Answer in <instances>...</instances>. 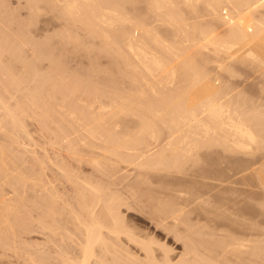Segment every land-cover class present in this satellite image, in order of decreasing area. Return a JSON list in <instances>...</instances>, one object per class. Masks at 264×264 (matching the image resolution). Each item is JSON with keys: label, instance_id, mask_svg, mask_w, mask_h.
Listing matches in <instances>:
<instances>
[{"label": "bare ground", "instance_id": "bare-ground-1", "mask_svg": "<svg viewBox=\"0 0 264 264\" xmlns=\"http://www.w3.org/2000/svg\"><path fill=\"white\" fill-rule=\"evenodd\" d=\"M43 1L45 2L44 3L45 5L49 6L48 8L50 9V11H53V12L58 11V14L60 15L61 19L62 18L64 19L62 21L68 22L69 25L72 24L73 28L74 27L76 28L77 26H79V27L81 26L80 28L85 29V31H83V32H86L85 35H87V34L91 35V36H88V38L89 37L91 38L94 36V37H98L99 39H101L103 41V43H101V44H103V47L108 46L107 48L110 49L109 45H111L112 43H118V42L120 43V45L122 44V46H124L122 43V42H124L125 46H126V52L123 49L122 50L124 52L121 50V48H122L121 46H119V45L117 46L116 44H114L115 47L117 46L118 48L119 47H121V48H119L120 50L117 49L118 51L112 52L111 57L112 56L114 57L115 63L116 62L123 63L122 64L123 67H125V68L127 67L126 68L127 70L123 69V71L122 70L121 71L124 72L126 70V72H124L125 74H123V75L126 76L127 79L131 82L126 81L125 77L122 75L121 76L124 79H122L123 81H121V82L124 83V86H127L128 84H129L128 85L129 87L132 86L130 91H128L129 89H127V87L125 89V87L122 86L123 87L122 89L125 91H123L122 89L117 90V88H114V89H116L114 91V89L111 88L108 90H110V91L113 90L114 92L108 91L109 93L105 92V91H101V90L99 91L98 88L95 89L96 87L93 90L92 87L94 86V84L93 85L91 84V86H92V87L90 86L91 89L85 88L83 91L78 90L79 85L74 90H72L73 86H71L72 88H69L66 85L69 89H71L70 93H69V89H67L68 90L67 91L65 87H63V88L59 87L60 89L62 88V90L65 88L64 90H66L69 93L67 96L64 95V93H62L64 96L61 94L62 90L60 91V94H59L58 91L60 89L55 87V90H54L53 89L54 86H53V88L51 89L53 91H50L48 93V95L50 97L51 96H52V98L54 97L53 100H51L52 98L51 99H50V97L47 98L46 95H45L46 99L41 97L43 95V90H44L43 86L44 85L41 86V84H39L38 89L33 90L34 92L29 95L30 98H29V101L27 100V102L29 103L30 106H33L34 108H36V106L40 105L39 103L41 102V105L38 106L39 107L38 109L41 108V111L39 110V115H36L37 117L33 116L32 113H34V111L31 112L32 111L31 110L30 112L32 115L28 111L30 117L31 118H32V116H33V118L36 117L35 119H37L39 117V119L44 124L46 123V125L48 124V125L53 126V130L50 129V131L52 132V137H53V138L52 137L50 138V140H51L50 144L54 149L57 150L56 159L55 160L52 159L49 156L48 151L46 149H43L42 153H41L42 155H39V156L37 155V158L40 157L37 159L38 160L37 161L36 156L34 154L35 152H34L33 156H35V160L39 163V164H37V162H36L34 164L40 166V171H39V169L37 171L40 173H39V175H38V173L36 174L38 176V178H36V175L34 173L33 174L35 177H31L32 176V175L30 176L31 173L29 174V176L25 174L24 176H26V177L21 176L22 173L20 172V170L22 168H19V167H17V168H19L18 170H19L20 175H17L18 170L17 171L14 170L16 172L17 176H15V178H11L12 176L8 175V174H10L9 173L10 171L5 170V169H7L6 167H5V169H2L3 165L5 166V162H8L9 159H6L7 158L6 155H4L2 157L0 154V156L2 157V159L0 160L2 163V166L0 165L1 166L0 168L2 169L1 173H3L5 176L3 174H1V175H2V177H5V178L10 177L9 181L5 178L4 179H2L1 177L0 178L2 180H4V182L7 181L8 182V183L6 182L7 184L12 182L10 179H14V183H15V180H17V184H16L17 188L14 185V183L12 182V184L15 186V188L17 190H18L19 185L21 184L18 182L19 178H17V177H19V176L22 177L23 179L25 178V180H23V182L26 184V186L30 182H31V184H33L32 186H34L37 183L34 186V188L35 187L37 188V186H38L39 190L35 191L36 188L35 189L32 188V189L35 192L39 193V194H37V196H39L38 198H39V204H40L39 206H40L41 213H40V218L38 219L37 223H38L41 235L43 237H45V241H44L45 243H42V244L43 245L46 244V245H44V247L42 246L43 250H45L46 248H49L46 246L48 245V242L50 240L53 242L52 247H55V248H59V244H62V243L64 244V243H66L65 241L69 240L72 243V245H71V243H69L71 245L70 247H66V244H65L64 249H63V247L61 250L58 249V250H60V252L58 251V253H60L59 254L60 259H58V260H61V262L63 264H243V262L245 260L246 253L251 254L248 251H249V249L250 250L253 249L250 252H252V253L254 252L253 254L256 253L258 260H260L259 262L264 263V261H263L264 259L262 260V254L264 253L263 252L264 251V247H263V240L264 239L262 237V235L264 234V228L262 226L263 222H261V220L264 218V215L261 214L263 217L260 216V211H261V213L264 212L263 211V209H264V205H263L264 204V169H262L264 167V164H262L263 167L260 165L261 168L257 164L259 169H257L258 168L257 166H255V167H257L256 169H253V167H254V165H253L254 157H253V158H251L252 164L250 162H248L251 160H246V162L248 164L253 165V167L251 166L252 170L249 168L250 166L248 167L247 165H244V167L246 166L248 168H246V167L241 168V166L245 163L244 162L245 160L243 159L244 161H242V159H241L242 156L237 155V154H241V155H243V157L245 155L244 158H246V156H248V155L252 156L253 154L258 153L259 151H261V152L263 151L262 153H264V106H263L264 105L263 104L264 103V101H263L264 96H263V100L261 99V101L263 102V103L261 102V104H260V101L257 102L255 99L252 98L255 102L259 103V105H260V107H259V105L257 103L256 104L258 106L254 104L253 100L251 101L250 96H248L250 101H251V103H249L250 101H249V99H247L248 98L247 95H249L251 93L246 94L247 91L244 92L245 94L243 95L244 97L242 98V97H240L242 95H239L242 92L241 91L238 92V90H240V89H238V90L235 89V88H237V87H235L236 85L234 86L235 88H232V86L230 87L228 83H226L224 85V83H223L224 79L222 80L223 82L221 81V83L223 84L222 85V84H220V80L218 82V80H216L215 77L214 78L211 77V76H216V75L218 76L219 73H220V75H222L223 73L224 74L227 73V74H229L230 77L231 76L236 77L235 79H237V74H235L237 71L235 68L239 67L240 64L241 65L242 64H245V65L248 64L249 68H246V69H250V70L247 71L248 74H246V75L247 76L251 75L252 78L250 79V77H246V79H248V81H249V79H250V81L253 80V76H254L253 74H255V76H256V73H257V76L263 77L262 79L264 80V0H143L144 3L146 4V7H147V8H145V9H147V13H142V14L143 15L148 14V15H146V17L144 16V21L146 20V18H148V16L150 18V15H152V14L156 15L157 16L156 18L158 19L156 21L157 24L159 22L161 27L165 26L164 28L167 27L169 30L171 29L172 31L170 30V32H172L173 35L176 36L175 39L180 38L176 41H174V39H173V41H174L173 42L172 38L174 36H172L170 41H172L173 44L170 43V41H169L170 37H168V39H167L166 38L167 36L165 37V35L160 34L157 31V29L160 27H157L159 24L156 25V27H155V25H153L155 21L151 24L154 26V28H152L151 25L146 24V23H150L149 21L146 23L143 21V19H142L143 15L142 14H140L141 18L139 19V20L142 19L141 21H139V20H137V21L132 20L131 21V20H129V18L131 16H128L129 18L128 17L126 18L128 13H129V15L132 13L130 10H132L133 7H129L128 10H124V12L130 11L128 13L125 12L127 14L124 13L126 16L123 14V11L121 13V10H122L121 8H120L121 10H119V11L117 10V7L120 5L121 2L124 3V1H125L127 3L128 0H117L116 4H115V1H116L115 0L113 6H110L108 4L109 2L112 3L113 0L109 1V2H108V0L107 1H104V0H30L29 3H28V0H26L25 4L26 5L28 4V5L27 6L25 5V6L29 10L31 8V10H33V13H36V14H33L31 10H30V13H32L33 16L36 15V17H37L38 14L40 15V10L42 11V7H41V9H39L40 7H38V6ZM139 1H142V0H137V1L134 0V3L135 2L138 3ZM37 2H39V3L37 4ZM128 3H131V5H132L131 0ZM44 4H42L41 6L44 7ZM123 5L126 6L125 3ZM138 5L141 6V4H138ZM28 6H29V8H28ZM122 6H119V7H122ZM129 6H130V4H129ZM200 6L204 7L203 12L206 14V16L210 15V17H208V18H210L209 19L210 21H212V19H214V21H212V23H213L212 25L209 24V23H211L209 21H207V24L205 23V25H207L208 27L204 26V24H203L204 22L203 23L201 22L202 20L199 22V23H202V25H200L199 23H195V24L192 23V22H194L192 19H190V20H192V22L187 21L189 18L188 19H186V18H187V15L189 13H191L190 15L194 14L195 17H197V18L201 17V13H200L201 11L200 12L198 11V10H200L199 9ZM135 7H136V5H135ZM203 7H201V8H203ZM44 8H43V12H44ZM46 9H47V7H46ZM138 9H136V10H138ZM139 11L140 10H138V12ZM45 12H46V10H45ZM141 12H145V10H143ZM186 12H187V14H186ZM41 14H43V13H41ZM46 14H47V12H46ZM205 14H204V17H205ZM50 15H51V13H50ZM54 15H56V14H54ZM123 15L125 17H123ZM135 16H136V14H135ZM3 17H4V15H3ZM57 17H55V18H57ZM138 17H137V19H138ZM195 17L193 19H195ZM202 17H203V15H202ZM5 18H7V17H5ZM29 18L33 19L34 17L30 16ZM197 18L195 19V20H197L196 22H198L200 19V18L199 19H197ZM215 18H218V19H215ZM150 19L149 20L152 21V16ZM219 19L222 21L223 24H225L224 28L227 27L226 31L228 34L224 32L225 29H224V31L223 30L220 31L221 33L218 32L219 31L218 28L221 29V27H222V25H220V24H219V26H221V27L217 26L218 27L217 29H216V26L213 29L209 28V27H214L213 26L214 24H216L217 22H220V21H218ZM1 20H5V19H1ZM6 20H5V23L8 22ZM36 20H37V18H36ZM154 20H155V18H154ZM133 21H136V22H133ZM205 21H206V19H205ZM215 21H216V23H214ZM31 22H34V21H31ZM140 22L141 23L143 22L146 28H144L143 23L141 26ZM156 22H155V24H156ZM5 23H3V24L5 25ZM28 23L29 22H27V24ZM136 24H140V25L138 26ZM0 25H1V23H0ZM9 25H10V23H9ZM122 25H126V27H127V25H129L130 26V32L123 35L126 28H125V26H123L125 29L122 28ZM65 26L66 25H64L63 27L65 28ZM150 26L152 29H155V28H157V29L154 31L151 28H149V29H151V30H149L148 27H150ZM118 27H120L123 30L117 32ZM67 28H66V30L70 29L69 26H67ZM107 29L108 30L110 29V32ZM222 29H223V27H222ZM70 30H72V29H70ZM75 30L77 31L79 29L78 28L74 29V32H76ZM69 31H67V33H69ZM112 31L114 34H112ZM163 31H164V29H163ZM1 33H3V32H1ZM6 34H7V32H6ZM77 34H79V32ZM158 34L161 36H158ZM221 34L224 36H222ZM15 36H17V35L14 34V37ZM7 37H9V36H7ZM7 37H6V39H7ZM29 37H28V39H29ZM64 37H65V35H64ZM72 37H73V32H72ZM86 37H84V38H86ZM113 37H114V39H113ZM163 37H165V38H163ZM70 38L67 37V39H70ZM76 38H80V37L76 36ZM98 38H96V41H99ZM119 38H122V39L118 40ZM9 39H11V38H9ZM15 39L13 41H15ZM17 39H19V38H17ZM21 39H22V35L20 37V40ZM74 39L75 38H73V40ZM162 39L163 40L166 39V41L165 40L163 41ZM20 40H19V42H20ZM24 40H25V37H24ZM64 40L65 39H63L62 41H64ZM82 40H83V38H82ZM82 40H81V42L83 43ZM94 40H92V41L95 43ZM2 41H3V43L6 42L4 40H2ZM13 41H12V44H13ZM75 41H77V40H75ZM17 42H18V40H17ZM28 42H30V41H28ZM23 43H25V41ZM32 43H34V42H32ZM71 43L72 42L70 41V43H68V44H71ZM82 43H80V41H79V47H80V45H82ZM72 44H74V43H72ZM75 44H78V43H75ZM91 44H92V42H91ZM0 45L2 48L1 42H0ZM17 45L18 44H16V46ZM85 45H86V42H85ZM94 45H92V46H94ZM99 45H100V43H99ZM7 46L5 45V47H7ZM9 46H10V44H9ZM88 46L89 45H87V47ZM5 47L3 46V48H5ZM87 47H85V48L82 47V48L87 49ZM103 47H102V49H103ZM115 47H113V48L115 49ZM1 48H0V50L1 51L3 50L5 53H6L5 50H7L9 48H10L9 50L12 51L11 54L13 52H15L14 49H11V47L6 48L5 50L1 49ZM20 48H21V45H20ZM76 48L77 47H75V49ZM75 49H74V51H77V49L76 50ZM35 50H34V54L35 53L37 54V52ZM105 50H106V48H105ZM3 51L0 54L3 55ZM21 52H22V50H21ZM85 52H87V50ZM108 52L109 51H107V53ZM93 53H94V50H93ZM6 54H8V53H6ZM6 54H5V56H6ZM44 54L42 56H44ZM87 54H89V53L87 52ZM16 56H15V58H16ZM101 56L102 55H100V57ZM17 57H19V56H17ZM111 57H109V58H111ZM113 57H112V59H113ZM34 58L37 59L35 57V55H34ZM49 58H50V56H49ZM51 58H53V57H51ZM101 58H103V57H101ZM0 59H1V55H0ZM13 59H12V61H13ZM96 59H97V57L95 58V60ZM4 60H5V58H4ZM9 60L11 61V59H9ZM95 60H93V61L97 62ZM34 61H36V60H34ZM38 61H40V59H38ZM49 61H50V59H49ZM99 61H100V59H99ZM0 62H2V61H0ZM108 62H109V60H108ZM226 62L227 63L229 62L230 65H231V63H232V65H234L233 64L234 62L239 63V66H237V64H236V66L234 65L235 68H232L233 66L226 64ZM22 63H24V62H22ZM25 63H26V61H25ZM27 63H29V61ZM36 63L39 64L38 62H36ZM54 63L55 62L53 61V65H54ZM100 63H101V61H100ZM211 63H212V65L213 64L216 65V68H218V70H220L221 72L218 71L219 73L215 72L216 75L215 74L212 75L213 73L210 72V69H209L210 66H208ZM91 64L93 65L92 62H91ZM91 64H90V66H92ZM9 65H11L10 62H9ZM22 65L24 66L25 64H22ZM13 66L14 65H12V67ZM58 66H60V65H58ZM97 66L99 67L98 63H97ZM248 66L246 65V67H248ZM112 67H113V63H112ZM241 67H244V66H241ZM4 68H5V66H4ZM8 68H10V66L7 67V69ZM51 68H52V66H51ZM10 69H9V71H10ZM57 69L58 68H56V70H54V68H53V71L56 73ZM60 69L61 68H59V70ZM242 69L243 68L238 70V72H239V73L237 72L238 75L241 74ZM246 69H243V72H242V74L244 73L243 74L244 76H246L245 75L246 71H244ZM62 70L63 69H61V71ZM94 70L95 69H93V71ZM96 70L98 72V68ZM6 71L7 70L5 69V73H6ZM21 71H22V69H21ZM101 71L104 72V70H101ZM119 71H120V69H118L117 72L119 73ZM234 71H236V72H234ZM250 71H251V74H249ZM12 72L14 73L13 69H12ZM31 72H32V69H31ZM54 72H52V73H54ZM109 72L111 73V71H109ZM122 72H120V73L122 74ZM5 73H4V76L8 75V72L6 73V75H5ZM10 73H11V71L9 72V75H10ZM57 73H58V75L62 74L61 72H60V74H59V72H57ZM90 73H91V71H90ZM93 73H95V72H93ZM93 73H91V74H93ZM110 73L108 75H110ZM113 73H114V70H113ZM41 74H42V72H41ZM105 74L103 73L102 75L104 76ZM115 74H116V72H115ZM39 75H38V77H37V74L35 76L39 79L40 78ZM54 75H56V74H53V76ZM62 75L60 77L59 76H57V77L61 79V78H63ZM21 76H19V78ZM35 76L33 75V77H35ZM48 76H51V74L49 75V73H48ZM66 76H67V74H66ZM121 76L117 74V77L120 78ZM257 76H256V78L258 79ZM2 77H3V75H2ZM11 77H12V75H11ZM16 77H17V75H16ZM16 77H14V78H16ZM26 77H24V79ZM36 77L33 79L36 80ZM64 77H65V75H64ZM70 77H71V75H70ZM73 77H75V76H73ZM73 77H71V78H73ZM112 77L113 76H111L110 79ZM19 78L17 80H19ZM31 78L32 77H30V79ZM79 78H81V77H79ZM212 78H213V80H216V82H218V84H220L222 87L219 85H218L219 87H217L216 86L217 84L215 85L213 83ZM30 79H28V80L30 81ZM33 79H31V82H30L31 84L33 83V81H32ZM112 79H115V78L113 77ZM246 79H244V81H246ZM259 79H261V78H259ZM259 79L257 80V82H259V84H258L259 86L257 85V87L263 86V84L260 82L261 80L259 81ZM17 80H16V82H17ZM20 80H21V78H20ZM47 80H48V77H47ZM76 80H78V78ZM90 80H91V78H90ZM90 80H89V82H90ZM124 80L126 83H128L127 85H125ZM10 81H12V80H10ZM29 81L26 83H29ZM72 81H75V80H72ZM87 81L88 80H86V83H88ZM97 81H98V79H97ZM116 81H118V80H116ZM225 81H227V80H225ZM16 82H14V83H16ZM41 82H42V80H41ZM45 82H46V80H45ZM67 82L69 83L68 79H67ZM70 82H71V80H70ZM78 82H79V80L77 81V83ZM83 82L84 81H82V84H83ZM51 83H52V81H51ZM53 83H52V85H53ZM63 83H64V81H63ZM65 83H66V80H65ZM68 83H66V84H68ZM74 83H76V82H74ZM77 83H76V85H77ZM79 83L81 84V82H79ZM113 83H115V82H113ZM119 83L117 86L120 85L119 88H121V84H123V83H120V84ZM130 83H132V84L130 85ZM248 83H250V82H248ZM31 84H29V85H31ZM35 84H37V83H35ZM49 84H50V78H49ZM96 84H98V83L96 82ZM107 84H108V82H107ZM111 84H112V82H111ZM251 84H252V81H251ZM251 84H249L248 86H251ZM10 85H12V84H10ZM24 85L26 86V84H24ZM71 85H73V84L71 83ZM76 85H74V86H76ZM88 85H89V83H88ZM245 85H247V83ZM0 86H2V85L0 84ZM6 86H8V85H6ZM46 86H47V84H46ZM58 86H61V83ZM237 86H238V84H237ZM240 86H241V83H240ZM252 86H256V84H254V85L252 84ZM20 87L19 88L17 87V88L20 89ZM31 87L33 88V86H31ZM102 87H104V86H102ZM17 88H16V90H17ZM23 88H24V86H23ZM36 88H37V86H36ZM80 88L81 87H79V89ZM14 89H15V87H14ZM25 89H27V88H24V90ZM46 89L44 92H46ZM77 90L79 92H77ZM241 90H243V89H241ZM262 90H264V86H263V89L261 87L259 94L262 92ZM55 91L57 92L55 94L58 97L59 96L61 97V100L59 102H58V100H59L58 97H56L55 95H53L54 93H52ZM66 91H62V92H65V94H67ZM127 91H128V93H127ZM191 91H193V92H191ZM243 91H245V90H243ZM121 92L123 93V95ZM27 93H29V91ZM50 93H52V94H50ZM7 94L10 95L9 93H7ZM17 94H18V92H17ZM32 94H34V95H32ZM44 94H47V92ZM261 94L263 95L264 92H262ZM27 96L28 95H26V97ZM239 97L242 100H240ZM245 97H247V98H245ZM0 98H1V96H0ZM5 98H6V96H5ZM260 98H257V99L259 100ZM48 99H50L51 101ZM55 99H57L55 101L56 103L54 102L55 104H53V103L50 104ZM246 99L248 101H246ZM5 100L0 99V102H1L0 105L2 106V107L1 106L0 107L4 110L3 115L8 114V116H9L8 117L7 115H5V118L7 119L8 125H10V127L13 130H14V128L16 130H18V126H19V128H21V127L24 128L25 124L22 126L21 123L24 121V119L30 118L29 115L27 114V112H25V108L26 107L28 108V106H26L27 104L25 105L26 107H24V105H22V104H25L27 102H24L22 104L19 102L20 104H18V106H22V107L16 108L17 105L15 106V108L19 110V112H17L18 110L16 112L20 113L21 114L20 115V114H17L16 112H15V114H13L14 111L12 112L11 109L15 110V108L14 107L11 108L10 105L7 106L8 102L6 103ZM243 100L245 102H243ZM21 102H23V100ZM244 103H246L248 105H246ZM0 111L2 112V110H0ZM37 111L35 110V112H37ZM5 112H7V113H5ZM15 115L18 116L17 118H19L20 116H24V115H28V117H26V118L21 117V118H23L22 120L19 118L21 120V121L19 120L20 121L19 122V121H16L18 119L16 118ZM10 120L12 123L10 122ZM32 121H33V119H32ZM4 122H6V121H4ZM9 122H10V124H9ZM23 123H25V122H23ZM36 123L38 124V122H36ZM42 124H41V126H42ZM6 125H7V123H6ZM37 126L39 127V125H37ZM47 126L44 125L45 128L43 127V129H46V130H48V132H50L49 127L51 128V126H49V127H47ZM23 128H21V129H23ZM0 129H3V128H0ZM43 129H42V131H43ZM6 132L7 131H5V133ZM51 132H50V134H51ZM1 133H3V132H1ZM19 133H20V131H19ZM26 133H27V131H26ZM6 135L7 134H5V136ZM7 137H8V135H7ZM9 137H11V136H9ZM27 137H29V139H31L32 136L31 137L27 136ZM16 138L18 139V137H16ZM20 138H22V137H20ZM11 139H13V138L11 137ZM14 139H15V136H14ZM12 141L14 142V140H12ZM15 143L18 144V141H15L14 144ZM28 143H29V141H28ZM33 145H34V143H33ZM3 147L4 146H2V148ZM19 147H21V146H19ZM215 147L222 148L221 151H219L220 149L218 148L219 154H223V150H224V153L226 151V153H225L226 155L223 154L224 156L227 157L228 154H230V156H228L229 159H227L226 157H223V155H222V157L224 158V159L221 158L222 162H224L226 159L228 161L229 160L232 161V163L234 161V163L233 164H231V163L226 164V162H224L225 164H223L221 162L223 165H226V166L229 165V166L228 167H225V166L221 167L220 165H217V164H216L217 165L216 166L215 165L216 162H214L213 160L215 158V161H217L219 159V157H218L219 155H218V152L215 151V149H217ZM4 149H6V148H4ZM207 149L210 150L209 152L211 153V155L215 154L214 151L217 153V154H215V156L218 155L217 160H216L215 156H211V157H214V158H212L213 160L211 159V161H213L214 164H213V162H210V164H209L208 161L210 160V157L208 156V154L204 156L205 158H202L204 155L203 153L199 154L200 150H202V152L204 150V153L206 154ZM211 149H212V152H211ZM1 150L2 149L0 147V151ZM19 150H20V148H19ZM62 151H63V153H65L64 155L60 154ZM1 152H4V154H6L5 150H2ZM261 152H259V153H261ZM2 155H3V153H2ZM235 155H237L238 159H235V158H237ZM60 156H62L64 158L62 161L57 160V157H60ZM251 156H249V157H251ZM19 157H21L20 154H19ZM206 157H207V160L209 158L208 161L206 160L207 162L205 161ZM249 157H247V158L249 159ZM4 159L6 161H4ZM21 159H22V157H21ZM67 159H72V160L76 161L77 163L86 164V165L90 166L92 172L86 173V172L81 171V168L74 167ZM202 159H204V161H205V164H204L205 166L203 165L204 162ZM240 159H241V161H240ZM13 160H16V159H13ZM13 160H11V161H13ZM11 161H9V165L15 167L16 166L15 164L14 165L10 164ZM12 163H14V161ZM16 163H19V159H18V161H16ZM207 163H208L209 167L212 166L210 168H213V166L215 165L216 169H215V166L213 169H209ZM21 165H22V163H21ZM21 165H18V166H21ZM23 165H25V163ZM6 166L8 167L7 163H6ZM218 166H220V168H218ZM32 167L34 168V166H32ZM204 167H206L208 169H203ZM8 169H9V167H8ZM127 170L130 172L132 171V172L136 173V174L134 173L135 174L134 175L131 172V175L133 174L135 176L134 181L136 180V182L133 185H131L132 184L131 183L130 184L131 186H129V187L126 186V189L124 187L125 190L121 191L123 189V187L121 190H119L118 188H120L119 184H122V183H118V185H119V187H118L115 179H117L119 176H121L120 173H122V172H125L124 174L122 173L123 174L122 178L126 179V177H124V175H127L128 176L127 178H129L130 173L128 174V172H127V174H126ZM7 171H8V173H7ZM26 171H27V169H26ZM4 172L7 174H5ZM27 172H29V171H27ZM27 172H25V173H27ZM48 172L52 173V176L54 178L53 180H52V178L50 179L51 176H49V175H51V174ZM13 175H14V173H13ZM28 177H30V178L28 179ZM22 178H20L19 181L22 182V180H21ZM31 178L37 179L36 182L34 181L35 184L32 182L35 179L31 180ZM110 178L111 179L114 178V179L111 180ZM109 179L111 181L115 180L114 182L116 184L115 183L112 184L113 182L110 183ZM248 179H253L252 182L254 184L257 183L256 188H255V185L253 187L260 191V192L258 191V194L256 191H255L256 193L254 192V189H250V190L248 189V187L252 188V186L251 187L249 186L251 181L249 180L250 183H248ZM164 181L167 182V184L165 182V185L167 187H168V185L171 187H168V188L166 187L165 190H161L162 189L161 188L162 187L161 182H164ZM2 182L0 181V183H2ZM23 182H22V185L24 186ZM156 182H158V183L160 182L159 184H161V186L157 185L158 187H160V190L157 189L158 187L154 185V183H156ZM18 183H19V185H18ZM253 183H252V185H253ZM1 185H3V184H1ZM1 185H0V189L3 192L4 188L2 189ZM9 185L13 186L11 184H9ZM9 185H8V187H9ZM115 185H117L118 188ZM128 185H129V183H128ZM153 185L157 188L153 187ZM23 186H21V187H23ZM29 186H31V185H29ZM29 186H27V187H29ZM151 187L155 188L157 191L154 189L151 190ZM15 188L12 187L10 189L15 190ZM24 188H25V186H24ZM170 188H172V189H170ZM190 188H191L190 191L187 190ZM251 191H253V192H251ZM2 192L0 191V193H2ZM14 192H16V190ZM4 193L5 192H3V194H0V195H2V197L0 196V225L6 226L7 228L5 227V229H7L9 232V230L14 231L12 229V228H14V226H12V222L14 221L13 222V225H14L15 220H16V223H18V221H19L18 219H16L17 215H18L16 209L17 208L19 209V207H16V206H18V204L17 203H16L17 205L15 203L12 204L13 203L12 201L15 200L16 202H18V200H20V199L18 198V200H16L17 197L15 198V196H14L15 199L12 201L8 197L6 198L7 200H4V198L6 197L4 195ZM253 193L256 195H254ZM237 195H239V196H237ZM3 196H5V197H3ZM21 197L22 196L20 195V198ZM238 197H240L241 201L243 199L246 200L247 198L248 199L253 198L251 201L257 200L258 202L255 201L256 203H258L257 205H259V206L261 205L259 207L260 211H258L259 210L258 206L253 204L255 208L257 206V210L254 209V210H256L255 211L256 213L255 212H253V213L257 214L262 219H258L259 217L257 215L256 216L258 218H256V216L252 213L251 208L253 206H251V208H247V211L246 210L244 211V212H247L248 214H249V211H251L250 214L252 213L254 218L258 219V222L256 220V222L258 223L257 225H260V227L259 226L258 227L261 228V226H262V229H263V230L262 229L260 230L257 227L256 223L255 224L253 223V222H255L254 220H252V221L249 220L250 222L247 220L248 223L251 224V222H252L258 228L257 229L255 227L254 230L251 229V231H253L254 233L256 232V229H257V231L258 230H260L261 232L263 231L262 235H261V232L258 231V232H260V233H258L260 235H256L257 236L256 238L251 237L252 236V233H251L250 238H252V240L246 238V236L249 237L248 234L250 232L248 234H245L246 233L245 232L242 235V238H243V236L246 235L244 237L245 239L240 238L241 237V236H239L240 233L238 234V238L236 235V233H238L239 230L241 233H243L244 230L246 231V229H244V228H243L244 230L243 229L241 230V228H239V226H240L239 219L241 221V218H240L241 213L240 212H242V214H243V210L241 208L239 209L238 206L240 207V204L244 203L245 201L243 200V202H240ZM243 197H245V198H243ZM9 199H10V201H8ZM22 199H23V197H22ZM8 202H10L9 204L10 205L12 204V206H9V204L7 205ZM237 202H240V203H237ZM213 203L218 204V206L220 205V207L216 208L217 205L214 206L215 204H213ZM229 203L230 204L232 203V207H233V209H236L237 213H235L234 211H233L234 213L232 211H230V209L228 207ZM235 203H237V204H235ZM27 204H28V202H27ZM234 204L237 206L234 207L233 206ZM33 205H34V203H33ZM221 205H223V206H221ZM35 206L37 207L38 205H35ZM211 206L214 208H212ZM206 207H208V208H206ZM230 207H231V205H230ZM236 207L238 208V211H237ZM22 208H23V206H22ZM22 208H20V209H22ZM210 208L212 210L214 209L217 213L221 212L222 215L228 214V216H227L228 218L225 217L224 215H223V217L221 216V218H223V220H225V221L222 220L223 223L221 226L216 224L217 226L221 227V228L220 227H218V228H220L223 231L222 234L229 231L230 227H231V225H230L229 230H228V226H227V229H226L227 231L223 230L222 228H226V227H224V226H226V225H224V222H225V224L228 222L229 224L233 225L232 222L238 220V222L236 221V223H239V224H235V226L239 225L238 226L239 229L237 228V226L236 227L233 226L238 230H236L235 228H234V230L232 229L233 230L232 233H234L236 230V233L233 234L236 236H233L234 238H232V240H230L231 238H229V237H225V239L227 238L229 240V242L227 240H226L227 242L223 241V244L220 248L214 247V245L215 246L219 245V241H220V243H222L221 240H222V236H224V235H222V236L220 235V237H217L218 233H215V232H219V231L213 232L217 235L209 233V235H212L213 237L216 236L215 238L221 239V240L217 239L218 240L217 245H216V241L214 242V245H213L212 244L213 242L211 243L210 241H208V239H206V237H204V235H203V232H204L205 236H207L208 233L206 235V232H209L210 231L209 229H212L213 227L215 229H212V230L217 229V226L215 224H213L214 226L208 224V220L210 219V218H208V216L210 215V217H211L213 215L214 216L217 215V213H215L214 210L213 211L210 210ZM33 209L34 208H32V210ZM248 209H251V210L248 211ZM208 210H210L211 212L209 213ZM240 210H242V211H240ZM23 211H25V210H23ZM204 211H206V212L204 213ZM135 212L139 213L140 215H138ZM231 212H232V214H231ZM193 213H194L195 217H191L192 216L191 214H193ZM229 213L231 214L230 215L231 217H233L232 215H234V217H235V215H237L238 216L237 218H239V219H237V218L236 219L233 218L235 220L229 219V218H231L229 216ZM29 214H31V213H29ZM206 214H207V216H206ZM248 214L245 213V217H248L250 215V214L249 215ZM246 215H248V216H246ZM252 215L250 216V218L252 217V219H253ZM15 216H16V218H14ZM29 216H31V215H29ZM129 216L132 218L134 217L137 220H140L142 222H148V224H151L156 230L151 232V231H148V229H146V228L140 229V228H138L139 226L135 227L132 223V220L131 219H129L131 221L128 220ZM205 216L208 219H206ZM217 216L220 217L219 214ZM217 216H216V221L218 219ZM224 217H225V219H224ZM27 218H25V219H27ZM250 218H248V219H250ZM29 219H30V217H29ZM204 219H206L207 221H205ZM246 219L247 218H245L244 221H241V222H246ZM23 220H24V218H23ZM34 220H36V219H34ZM212 220H213L212 222L215 221L214 217ZM192 221H193V223H194V221H196L195 223L200 222V224L198 225V224L194 223V225H193ZM201 221H202V223H201ZM24 222H26V221H24ZM204 222L207 225V227L205 225H203V227H205V229L206 228L208 229V230H205L206 232L204 231V228L202 227V224ZM217 222H219V221H217ZM260 222L262 224H260ZM209 223L211 224V219H210ZM248 223H246L247 224L246 227H248L250 225ZM253 224H251V226L249 228H251ZM23 225H25V224H23ZM135 225H137V224H135ZM197 225H198V227H197ZM200 225L203 228V232H202V230H200L201 227L199 228ZM208 225H209V227H208ZM4 226H2V228H4ZM16 226H18V224H16ZM147 226H149V225H147ZM210 226H212V227L210 228ZM242 226H245V225L243 224ZM1 231H0V238L1 239L3 238V236L1 237V235H3L4 233H7V236L4 234L5 235L4 237L9 238V234H11V232L8 233L5 230H1ZM248 231H250V229ZM13 234L14 233H12V235ZM219 234H220V232H219ZM227 234L229 236L232 235L231 232H227L226 236H228ZM157 236H162L163 238L166 237L165 239H167V238L172 239V242L174 241L178 245L181 244L183 250L181 251V253L179 252L180 254L176 255L174 253L175 249L172 248L171 246H169V244L166 242L165 239H164L165 241L160 240L157 238ZM202 236L204 237V239H206L207 244L208 245L210 244L209 246L206 243L204 244V240H203ZM212 236L211 237L209 236V238L212 239L211 241L216 240ZM258 236H259V238H258ZM18 237H20V236H18ZM261 237L263 240L261 239ZM8 238L6 239L7 241L9 240ZM253 238H255V241H253ZM6 240L4 239V241H3L4 243H2L3 247H4V245L7 246L9 243V241H8V243L6 242V244H5ZM202 240H203V242H202ZM11 241H12V239H11ZM208 242H210V243H208ZM63 244H62V246H63ZM211 244L213 245L212 248H211ZM251 244H253V245H251ZM22 245L24 246V244H22ZM35 248H37V247H35ZM55 248L53 249L54 251H55ZM49 249H51V247ZM14 250H16V249H14ZM7 251H8V249H7ZM36 251L37 250H35V252ZM48 251H50V250L47 249V252ZM54 251H52V252H54ZM11 252H13V251L11 250ZM52 252H51V254H52ZM28 254H29V252H28ZM44 254L41 257V259L38 258L40 261V262L38 261V263L39 264H50L49 257L46 256V254L45 255ZM253 254H251V255H253ZM4 255H5V253H4ZM47 255H50L49 252ZM55 255H57V258H58L57 252L53 255V257ZM251 255L250 256L246 255V259L249 260L252 257ZM28 257H29V255H28ZM247 257H249V258H247ZM57 258H55V259H57ZM52 259L53 258L50 259L51 262H52ZM255 259L253 258L254 264H256ZM29 260L33 261V258L31 257ZM58 260L57 261L55 260V262H58ZM251 260L250 261L245 260V261H247V263H244V264H248L249 262H251L249 264H253ZM32 261H30V262H32ZM35 261H37V260H35ZM35 261H33V264L36 263ZM52 264H54V263H52ZM257 264H259V263H257Z\"/></svg>", "mask_w": 264, "mask_h": 264}, {"label": "rangeland", "instance_id": "rangeland-1", "mask_svg": "<svg viewBox=\"0 0 264 264\" xmlns=\"http://www.w3.org/2000/svg\"><path fill=\"white\" fill-rule=\"evenodd\" d=\"M104 1H107V0H104ZM109 1H112V0H108V2ZM114 1L115 0H113V2L112 3H108L110 6H113V4H114ZM130 0H128V2H129ZM137 1V0H136ZM143 1V0H142ZM142 1H139L138 3H134V0L132 1L131 0V2H132V5H131V3H126L125 1H124V3L126 4V6L125 5H123L124 3L123 2H121L120 3V5L119 6H122V7H117V10L119 11V10H121V13H122V11H123V14L125 13V12H132L130 15H129V13H128V15L126 16L125 14H127V13H125L124 15L126 16V18L128 17V16H131L130 18H129V20H139L140 18H141V15L140 14H142V13H147V9H145V8H147L146 7V4L144 3V1L142 2ZM30 2V0H28V3ZM116 2H117V0L115 1V4H116ZM4 3V4H3ZM26 3V0H0V23H1V25H0V42H1V44H2V48H1V45H0V48L1 49H6V48H9V47H11V49H14V51L16 52H13L12 54H11V52L12 51H10L9 49H7V50H5L6 51V53H8V54H6L3 50V55L2 54H0L1 55V59H0V61H2V62H0L1 64H0V84L2 85V86H0V96H1V98L0 99H3V100H5L6 101V103L8 102H10L9 104L7 103V106H9L10 105V107L11 108H15V106L17 105V107L16 108H19V107H22V106H18V104H22V103H24V102H27V100L29 101V98H30V94L31 93H33L34 91L33 90H35V89H38V86H39V84H41V86H43V88H44V90H43V95L41 96L42 98H44V99H46V97H45V95L47 96V98H49L50 96L48 95V93L50 92V91H53V90H51L52 88H53V86H54V90H55V87L56 88H59V87H65L66 88V90L67 89H69V88H72L71 86H73V88H72V90H74V89H76L77 88V86L79 85V87H81L80 89H79V87H78V90L79 91H83L85 88L87 89H91V84L93 85L94 84V86L92 87V89L94 90V88L95 89H97L98 88V90L100 91H105V92H108V91H110V90H108V89H114V88H117V90L118 89H122L123 87H125V89H126V87H127V89H129L128 91H130V89H131V87L132 86H128L129 84L128 83H126L125 82V80H124V82H125V85H127V86H124V83L123 82H121V81H123L122 79H124V78H122V76H124L123 74H125L124 72H126V68L125 67H123V63H118V62H114V57H113V59H112V57H111V54H112V52H115V51H118V50H120L119 48H121V50L123 49L125 52H126V46H125V43L124 42H122L123 43V45L124 46H122V44L120 45V43L118 42V43H112L111 45H109V47H110V49L109 48H107V47H103V44H101V43H103V41L101 40V39H99L98 37H89L88 38V36H91V35H85L86 34V32H83V31H85V29L84 28H80L79 26H77L76 28L74 27H72V24H70L69 25V23L68 22H65V21H62V20H64L63 18L61 19V17H60V15L58 14V11H50V9L48 8L49 6H47V5H45L44 3V1L43 2H41L40 4H39V6L38 7H40L39 9H41V7H42V11L40 10V15L38 14L37 15V17H36V15L35 16H33L32 15V13H33V10H31V8H30V10L32 11V13H30V10L29 9H27V5L25 4ZM39 2H37V4H38ZM136 5V7H135V5ZM144 5H143V4ZM42 4H44V7L43 6H41ZM122 4V5H121ZM129 4H130V6H129ZM138 4H141V6H139ZM2 5V6H1ZM26 5V6H25ZM30 5V4H29ZM143 5V6H142ZM115 6V5H114ZM46 7H47V9H46ZM129 7H133V9L132 10H130V11H125L124 12V10H128V8ZM141 7V8H140ZM201 7H203V6H200L199 7V9L200 10H198L200 13H201V17H195V15L193 14V15H190L191 13H189L188 15H187V18L186 19H188L187 21H190V22H192V20L194 21V22H192V23H199L201 20V22L204 24V26H207V25H205V23L207 24V21H209V22H211V23H209V24H213L212 23V21H214V19H212V21H210L209 19L210 18H208V17H210V15H208V16H206V14L203 12L204 10V7L203 8H201ZM3 8V9H2ZM28 8H29V6H28ZM43 8H44V12H45V10H46V12H47V14H46V12L44 13L43 12ZM121 8V9H120ZM139 8V9H138ZM136 9H138V10H140L139 12H138V10H136ZM145 10V12H141V11H143V10ZM137 11V12H136ZM35 12V11H34ZM39 12V11H38ZM51 13V15H50V13ZM136 14V16H135V14ZM4 13V14H3ZM41 13H43V14H41ZM120 13V12H119ZM205 14V17H204V14ZM207 13V12H206ZM11 14V15H10ZM31 14V15H30ZM33 14H36V13H33ZM45 14V15H44ZM54 14H56V15H54ZM186 14H187V12H186ZM3 15H4V17H3ZM122 15V14H121ZM123 15V17H125ZM143 15V14H142ZM146 15H148V14H145V15H143V21H144V16L146 17ZM202 15H203V17L206 19V21H205V19L202 17ZM30 16H32V17H34L33 19L32 18H29ZM41 16V17H40ZM58 16V17H57ZM139 16V17H138ZM151 16H152V21H150L151 19ZM186 16V15H185ZM189 16V17H188ZM5 17H7V18H5ZM55 17H57V18H55ZM137 17H138V19H137ZM157 16L156 15H154V14H152V15H150V18H149V16H148V18H146V20L144 21L145 23L146 22H150V23H146V24H149V25H151L154 21L156 22L158 19L156 18ZM195 17V19L197 18V19H199V21L198 22H196L197 20H195V19H193ZM207 17V18H206ZM11 18V19H10ZM36 18H37V20H36ZM154 18H155V20H154ZM202 18V19H201ZM1 19H7L6 21H8L7 23H5V20H1ZM23 19V20H22ZM141 19V20H142ZM150 19V20H149ZM190 19H192V20H190ZM215 19H218V18H215ZM29 20V21H28ZM59 20V21H58ZM141 20H139V21H141ZM204 20V21H203ZM4 21V22H3ZM31 21H34V22H31ZM61 21V22H60ZM136 21H133V22H136ZM138 21V22H139ZM217 21V20H216ZM216 21L214 22V23H216ZM218 21H220L221 23H222V21L219 19ZM27 22H29L28 24H27ZM137 22V23H138ZM155 22H154V24L153 25H155V27H156V25H158L159 24V22H158V24H157V22H156V24H155ZM220 22H217L216 24H214L213 26L214 27H209V28H211V29H213V28H215V26H216V29L218 28L217 26H219V24L220 25H222V27H223V29H222V27L221 26H219V27H221V29H219L218 28V32H220V31H224V29H225V33H227V31H226V29H227V25L225 26L226 28H224V25L225 24H221ZM3 23H5V25L3 24ZM9 23H10V25H9ZM34 23V24H33ZM62 23V24H61ZM64 23V24H63ZM68 25H67V24ZM141 23V22H140ZM143 23V22H142ZM142 23H141V26H142ZM161 23V22H160ZM202 23H199L200 25H202ZM25 24V25H24ZM208 24V25H209ZM22 25V26H21ZM32 25V26H31ZM64 25H66L65 26V28L63 27ZM136 25H140V24H136ZM143 25H144V23H143ZM153 25H151L152 26V28H154V26ZM210 25V26H211ZM28 26V27H27ZM67 26H69V28L70 29H72V30H66V28H67ZM75 26V25H74ZM123 26H125V28L123 27ZM151 26L150 27H148V29L149 28H151ZM6 27V28H5ZM21 27V28H20ZM121 27V26H120ZM120 27H118L117 28V32L118 31H121V30H123V29H121ZM157 27H160L161 29L163 28L164 29V31H163V29L161 30L160 28H155V29H152V30H156L157 29V31L160 33V34H163V35H165V37L168 39V37H170L169 38V41L171 40V38H172V36H174L173 35V33L172 32H170V30L166 27V28H164L165 26H162L161 27V25L159 24ZM208 27V26H207ZM79 29V30H77L78 32H79V34H77L76 32H74V29ZM122 28H124L125 29V32L123 33V35L124 34H127L128 32H130V26L129 25H127V27H126V25H122ZM144 28H146L145 27V25H144ZM2 29V30H1ZM24 29V30H23ZM68 29V28H67ZM83 29V30H82ZM151 29H149V30H151ZM168 29V30H167ZM215 29V30H216ZM20 30V31H19ZM81 30V31H80ZM108 30V29H107ZM116 30V29H115ZM7 32V34H6V32ZM64 31V32H63ZM67 31H69V33H67ZM109 32H110V29L108 30ZM163 31V32H162ZM166 31V32H165ZM169 31V32H168ZM172 31V30H171ZM1 32H3V33H1ZM5 32V33H4ZM27 32V33H26ZM63 32V33H62ZM72 32H73V37H72ZM81 32V33H80ZM157 32V33H158ZM165 32V33H164ZM19 33V34H18ZM75 33V34H74ZM84 33V34H83ZM122 33V32H121ZM221 33V32H220ZM224 33V34H225ZM6 36H5V35ZM14 34L15 35H17V36H15L14 37ZM69 34V35H68ZM111 34V33H110ZM112 34H114L113 33V31H112ZM111 34V35H112ZM156 34V33H155ZM228 34V33H227ZM4 35V36H3ZM20 35V36H19ZM21 35H22V39L24 40V37H25V43H23L21 40H20V37H21ZM63 35V36H62ZM64 35H65V37H64ZM122 35V34H121ZM122 35V36H123ZM136 35V34H135ZM222 35V34H221ZM7 36H9V37H7ZM19 36V37H18ZM30 36V37H29ZM68 38H70V39H67V37ZM76 36L77 37H82L83 38V40H82V38L80 39V38H76ZM87 36V37H86ZM115 36V35H114ZM158 36H161V35H159L158 34ZM222 36H224V35H222ZM6 37H7V39L9 40H7L6 39ZM14 37V38H13ZM19 38V39H17V38ZM28 37H29V39H28ZM62 37V38H61ZM84 37H86V38H84ZM165 37H163V38H165ZM175 37L176 36H174L173 38H172V41H173V39H174V41H176V40H178V39H180V38H178V39H175ZM3 38V39H2ZM5 38V39H4ZM9 38H11V39H9ZM18 40V42H19V40H20V42L18 43L17 42V40ZM57 38V39H56ZM73 38H75L74 40H73ZM93 38V39H92ZM96 38H98L99 39V41H96ZM162 38V37H161ZM160 38V39H161ZM15 39V41H13ZM27 39V40H26ZM63 39H65L64 41H62ZM88 39V40H87ZM91 39V40H90ZM95 39V40H94ZM113 39H114V37H113ZM112 39V40H113ZM120 39H122V38H119L118 40H120ZM2 40H4V41H6V42H4L3 43V41ZM74 42H73V41ZM75 40H77V41H75ZM81 40L83 41V43L81 42ZM92 40H94L95 41V43L92 41ZM163 40V39H162ZM165 41H166V39H164ZM163 40V41H164ZM12 41H13V44H12ZM27 41V42H26ZM28 41H30V42H28ZM52 41V42H51ZM70 41L72 42V43H74V44H68V43H70ZM79 41H80V43H82V45H80V47H79ZM101 41V42H100ZM168 41V42H169ZM172 41H170V43H172ZM173 41V42H174ZM11 42V43H10ZM22 42V43H21ZM32 42H34V43H32ZM62 42V43H61ZM85 42H86V45H85ZM90 42V43H89ZM91 42H92V44H91ZM7 43V44H6ZM28 43V44H27ZM31 45H30V44ZM75 43H78V44H75ZM98 43V44H97ZM99 43H100V45H99ZM9 44H10V46H9ZM16 44H18L17 46H16ZM26 44V45H25ZM95 44V45H94ZM114 44H116L117 46L119 45V46H121V47H115V45ZM173 44V43H172ZM5 45L7 46V47H5ZM20 45H21V48H20ZM47 45V46H46ZM50 45V46H49ZM87 45H89L88 47H87ZM92 45H94V46H92ZM114 45V46H113ZM3 46L5 47V48H3ZM19 46V47H18ZM49 46V47H48ZM87 47V49H84V48H82V47ZM101 46V47H100ZM115 47V49L113 48V47ZM19 49H17V48ZM23 47V48H22ZM28 47V48H27ZM38 47V48H37ZM40 47V48H39ZM75 47H77L76 49H77V51H74V49H75ZM102 47H103V49H102ZM32 48V49H31ZM43 48V49H42ZM90 48V49H89ZM105 48H106V50H105ZM36 49V50H35ZM75 49V50H76ZM79 49V50H78ZM101 49V50H100ZM109 49V50H108ZM118 49V50H117ZM21 50H22V52H21ZM34 50L37 52V54L35 53L34 54ZM40 50V51H39ZM84 50V51H83ZM87 50V52L89 53V54H87V52H85ZM93 50H94V53H93ZM104 50V51H103ZM111 50V51H110ZM122 50V51H123ZM1 50H0V53L2 52ZM27 51V52H26ZM107 51H109L108 53H107ZM123 51V52H124ZM20 54H19V53ZM43 52V53H42ZM12 55H10V54ZM22 53V54H21ZM40 55H39V54ZM45 53V54H44ZM92 53V54H91ZM5 54H6V56H5ZM44 54V56H42ZM19 56V57H17V56ZM32 55V56H31ZM34 55H35V57L37 58V59H35L34 58ZM100 55H102L101 57H103V58H101L100 57ZM107 55V56H106ZM14 56V57H13ZM15 56H16V58H15ZM38 56V57H37ZM40 56V57H39ZM46 56V57H45ZM49 56H50V58H49ZM58 56V57H57ZM97 57V59L95 60V58ZM8 57V58H7ZM10 57V58H9ZM51 57H53V58H51ZM109 57H111V58H109ZM4 58H5V60H4ZM14 58V59H13ZM21 58V59H20ZM56 58V59H55ZM109 58V59H108ZM9 59H11V61L9 60ZM12 59H13V61H12ZM24 59V60H23ZM38 59H40V61H38ZM49 59H50V61H49ZM99 59H100V61H101V63H100V61H99ZM18 60V61H17ZM34 60H36V61H34ZM58 60V61H57ZM93 60H95V61H97V62H94ZM108 60H109V62H108ZM4 61V62H3ZM20 61V62H19ZM25 61H26V63L29 61V63H25ZM52 61V62H51ZM53 61L55 62L54 63V65H53ZM9 62H10V64L11 65H9ZM19 62V63H18ZM22 62H24V63H22ZM36 62H38L39 64H37ZM91 62L93 63V65L91 64ZM4 63V64H3ZM13 63V64H12ZM32 63V64H31ZM60 63V64H59ZM97 63H98V65H99V67L97 66ZM110 63V64H109ZM112 63H113V67H112ZM7 64V65H6ZM22 64H25L24 66L22 65ZM34 64V65H33ZM52 64V65H51ZM90 64L92 65V66H90ZM118 64V65H117ZM226 64H229V62L227 63L226 62ZM235 66H236V64H237V66H239V63H233ZM5 66V68H4V66ZM12 65H14L13 67H12ZM32 65V66H31ZM36 65V66H35ZM58 65H60V66H58ZM64 65V66H63ZM116 65V66H115ZM230 65V64H229ZM231 65H232V63H231ZM230 65V66H231ZM234 65H232L233 67L232 68H235V66ZM247 66H248V64H246ZM246 65L245 64H240V66L239 67H236L235 69H236V71L238 72V70L239 69H241V68H243V69H246V68H249V66L248 67H246ZM9 67L10 66V68H8L7 69V67ZM51 66H52V68H51ZM57 66V67H56ZM118 66V67H117ZM120 66V67H119ZM208 66H210L209 67V69H210V72H212L211 74L212 75H214L215 74V72H217V73H219L218 71H220V70H218V68H216V65H212V63L210 64V65H208ZM241 66H244V67H241ZM25 67V68H24ZM48 67V68H47ZM58 68L57 69V71H56V73L53 71V68H54V70H56V68ZM213 67V68H212ZM241 67V68H240ZM4 68V69H3ZM16 68V69H15ZM59 68H61V69H63L62 71H61V69L59 70ZM98 68V72H97V69ZM117 68V69H116ZM122 68V69H121ZM239 68V69H238ZM5 69L7 70L6 71V73L8 72V75H6V73H5ZM9 69H10V71H11V73H10V75H9ZM12 69H13V71H14V73L12 72ZM15 69V70H14ZM21 69H22V71H21ZM31 69H32V72H31ZM93 69H95L94 71H93ZM116 69V70H115ZM118 69H120V71H119V73L117 72L118 71ZM123 69H126L124 72H122L123 71ZM234 69V70H235ZM238 69V70H237ZM243 69H242V71H241V74H239L238 75V73L236 72V71H234V72H236L235 74H237V79H235L236 77H230L229 76V74H227V73H223L222 75H220V73H219V75L217 76L216 74V76H211V77H215L216 78V80H218V82H219V80H220V84H222L221 83V81L224 79V85L226 84V83H228L229 84V86L231 87L232 86V88H235V87H237V88H235V89H240V90H238V92L239 91H241L242 93H240L239 95H242V96H240V97H244L243 95L245 94L244 92H246V94H249V93H251V94H249V95H247V97L248 96H250L251 98V101L253 100V99H255L257 102L258 101H260V104H261V99L263 100V96H264V94L262 95L261 93L262 92H264V90H262V92L259 94V92H260V89H261V87H262V89H263V86H264V80L262 79L263 77H258L257 76V73H256V76L258 77V79L259 78H261V79H259V81L263 84V86H261V87H257V85L259 84V82H257V78H256V76H255V74H253L252 76H253V80H251L252 81V84L254 85V84H256V86H252V84H251V81H250V79L252 78L251 77V75L250 76H247L246 74H248V72L247 71H249L250 69H246V70H244V71H246L245 72V75L246 76H244L243 74H242V72H243ZM25 70V71H24ZM35 70V71H34ZM38 70V71H37ZM50 70V71H49ZM70 70V71H69ZM100 70V71H99ZM101 70H104V72H102ZM111 71V73L109 72V71ZM113 70H114V73H113ZM122 70V71H121ZM217 70V71H216ZM24 71V72H23ZM90 71H91V73H93V72H95V73H93V74H91L90 73ZM93 71V72H92ZM110 73V75H108L109 73ZM16 72V73H15ZM40 72V73H39ZM41 72H42V74L44 75H42L41 74ZM52 72H54V73H52ZM57 72H59V74H60V72L63 74H61L62 75V77L63 78H58L57 76H61V75H58V73ZM64 72V73H63ZM115 72H116V74H115ZM120 72H122V74L120 73ZM221 72V71H220ZM225 72V71H224ZM4 73H5V75L6 76H4ZM13 73V74H12ZM18 73V74H17ZM37 74V77H38V75L40 76V78L38 79L35 75ZM48 73H49V75L51 74V76H48ZM78 73V74H77ZM105 74L104 76L102 75V74ZM26 74V75H25ZM36 77V80L35 79H33V78H35V77H33V75ZM47 74V75H46ZM53 74H56V75H54L53 76ZM66 74H67V76H66ZM69 74V75H68ZM73 74V75H72ZM86 74V75H85ZM115 74V75H114ZM117 74L118 75H122L120 78L119 77H117ZM210 74V75H211ZM249 74H251V71H250V73ZM2 75H3V77H2ZM11 75H12V77H11ZM16 75H17V77L19 78V76H21L20 78H21V80H20V78H19V80H17L18 78L16 77ZM29 75V76H28ZM31 75V76H30ZM48 77V80H47V77ZM64 75H65V77H64ZM70 75H71V77H73V76H75V77H73V78H71L70 77ZM90 75V76H89ZM241 75V76H240ZM259 75V74H258ZM11 78H10V77ZM27 76V77H26ZM78 76V77H77ZM85 78H84V77ZM87 76V77H86ZM111 76H113L115 79H110V77ZM9 77V78H8ZM14 77H16V78H14ZM24 77H26L25 79H24ZM30 77H32L31 79H33L32 81H33V85L30 83L31 82V79H30ZM54 77V78H53ZM57 77V78H56ZM67 77V78H66ZM79 77H81V78H79ZM125 77V79H126V81H129L128 79H127V77L126 76H124ZM240 77V78H239ZM242 77V78H241ZM245 77V78H244ZM246 77H250V79H249V81H248V79H246ZM46 78V79H45ZM49 78H50V84H49ZM52 78V79H51ZM56 78V79H55ZM66 78V79H65ZM71 78V79H70ZM75 78V79H74ZM78 78V80H79V82H81V84L79 83H77V81L78 80H76ZM90 78H91V80H90ZM129 78V77H128ZM213 78H212V81H213V83L217 86V87H219V86H221L220 84H218V82H216V80H213ZM233 78V79H232ZM28 79H30V81L28 80ZM55 79V80H54ZM66 80V83H68L67 82V79H68V81H69V83L68 84H66L65 83V80ZM97 79H98V81H97ZM130 79V78H129ZM244 79H246V81H244ZM256 81H255V80ZM10 80H12V81H10ZM16 80H17V82H16ZM26 80V81H25ZM41 80H42V82H41ZM45 80H46V82H45ZM57 80V81H56ZM70 80H71V82H70ZM72 80H75V81H72ZM84 81L83 82V84H82V81ZM86 80H88L87 82L89 83V85H88V83H86ZM89 80H90V82H89ZM104 80V81H103ZM114 80V81H113ZM116 80H118L120 83H123V84H121V88H119L120 87V85L119 86H117L118 85V81H116ZM225 80H227V81H225ZM29 81V83H26V82H28ZM36 81V82H35ZM51 81H52V83H53V85H52V83H51ZM56 81V82H55ZM62 81V82H61ZM63 81H64V83H63ZM92 81V82H91ZM108 82V84H107V82ZM215 81V82H214ZM6 82V83H5ZM14 82H16V83H14ZM39 82V83H38ZM74 82H76L77 83V85H76V83H74ZM96 82L99 84H96ZM104 82V83H103ZM111 82H112V84H111ZM113 82H115V83H113ZM118 82V83H117ZM129 82H131V81H129ZM231 82V83H230ZM236 84H235V83ZM247 83V85H245L246 83ZM248 82H250V83H248ZM5 83V84H4ZM9 83V84H8ZM14 83V84H13ZM35 83H37V84H35ZM58 83V84H57ZM60 83H61V86H58V85H60ZM71 83L73 84V85H71ZM85 83V84H84ZM119 83V84H120ZM240 83H241V86H240ZM4 84V85H3ZM10 84H12V85H10ZM24 84H26V86L24 85ZM29 84H31V85H28ZM46 84H47V86H46ZM63 84V85H62ZM110 84V85H109ZM132 83H130V85H131ZM227 84V85H228ZM234 84V85H233ZM237 84H238V86H237ZM249 84H251V86H248ZM6 85H8V86H6ZM16 85V86H15ZM22 85V86H21ZM50 87H49V86ZM56 85V86H55ZM69 87H67V86ZM74 85H76V86H74ZM81 85V86H80ZM96 85V86H95ZM116 85V86H115ZM219 85V86H218ZM223 85V84H222ZM236 85V86H235ZM21 86V87H20ZM23 86H24V88H27V89H25L24 90V88H23ZM31 86H33V88L31 87ZM36 86H37V88H36ZM89 86V87H88ZM91 86V87H90ZM99 86V87H98ZM102 86H104V87H102ZM110 86V87H109ZM113 86V87H112ZM123 86V87H122ZM235 86V87H234ZM259 86V85H258ZM5 87V88H4ZM9 87V88H8ZM14 87H15V89H14ZM20 87V89H18V88ZM29 87V88H28ZM109 87V88H108ZM222 87V86H221ZM7 88V89H6ZM16 88H17V90H16ZM23 88V89H22ZM47 88V89H46ZM50 88V89H49ZM62 88L58 91V93L60 94V91L62 90ZM64 88V89H65ZM260 88V89H259ZM6 89V90H5ZM30 89V90H29ZM45 89H46V92H47V94H44V93H46V92H44L45 91ZM62 90V91H66V90ZM104 89V90H103ZM241 89H243V90H245V91H243V90H241ZM259 89V90H258ZM23 90V91H22ZM32 90V91H31ZM70 90L71 89H69V93H70ZM77 90V92H79ZM116 89H114V91H115ZM123 90V89H122ZM13 94H11L10 92ZM13 91V92H12ZM22 93H21V92ZM26 91V92H25ZM29 91V93H27ZM61 91V94L62 93H64V95H68L69 93L66 91V93L67 94H65V92H62ZM112 92H114L113 90H111ZM110 91V92H111ZM123 91H125V90H123ZM128 91H127V93H128ZM17 92H18V94H17ZM24 92V93H23ZM76 92V93H77ZM191 92H193V91H191ZM237 92V91H236ZM7 93H9L10 95H8ZM52 93H54L53 95H55L56 97H58L55 93H57L56 91L55 92H52ZM52 93H50V94H52ZM109 93V92H108ZM122 93V92H121ZM126 93V94H127ZM23 96H22V95ZM79 94V93H78ZM190 94V93H189ZM192 94V93H191ZM17 95V96H16ZM26 95H28L27 97H26ZM32 95H34V94H32ZM31 95V96H32ZM63 95V94H62ZM63 95V96H64ZM77 95V94H76ZM122 95H123V93H122ZM262 95V96H261ZM5 96H6V98H5ZM261 98H260V97ZM11 97V98H10ZM17 97V98H16ZM55 97V98H56ZM240 97H239V99H240ZM247 97H245V98H247ZM32 98V97H31ZM52 98V96L50 97V99ZM54 98V97H53ZM53 98L51 99V100H53ZM253 98V99H252ZM257 98H260L259 100L257 99ZM15 99V100H14ZM50 99H48V100H50ZM58 102L61 100V97L59 96L58 97ZM247 99H249V97L247 98ZM246 99V101H248ZM250 99H249V101H250ZM10 100V101H9ZM18 100V101H17ZM23 100V102H21ZM50 100V101H51ZM57 99H55L53 102H51L50 104H55ZM240 100H242V99H240ZM4 101V102H5ZM31 101V100H30ZM251 101L249 102V103H251ZM264 101V100H263ZM3 102V103H4ZM20 102V103H19ZM55 102V103H54ZM243 102H245L244 100H243ZM242 102V103H243ZM253 102H254V104L255 105H259V103H257V102H255L254 100H253ZM257 103V104H256ZM263 103V102H262ZM0 104H1V102H0ZM5 104V103H4ZM27 104V105H26ZM40 105H41V102L39 103ZM244 104H246V103H244ZM264 104V103H263ZM22 105H24V107H26V106H28V108L26 107L25 108V112H27V114L29 115V112L31 111V112H33L34 111V113H32L33 114V116H36V115H39V110L41 111V108L40 109H38L39 107L38 106H40V105H37L36 106V108H34L33 106H30L29 105V103L27 102V103H25V104H22ZM26 105V106H25ZM246 105H248V104H246ZM257 105V106H258ZM1 106V105H0ZM264 106V105H263ZM2 107V106H1ZM0 107V108H1ZM9 107V108H10ZM259 107H260V105H259ZM15 108V110L14 109H11V111L13 112V114H15V112L18 110V109H16ZM30 108V109H29ZM24 109V108H23ZM0 110H2V112L0 111V128H3V129H0V147H1V149L2 150H5L6 151V154H4V152H1L0 154H1V156L3 157L4 155H6V159H9L8 160V162H5V166L3 165V168L2 169H5V167L7 168V169H5V170H8V171H10L9 173L10 174H8V175H10V176H12L11 178H15V176H17V175H20V173H19V168H22L21 170H20V172L23 174H21V176H24L25 174L26 175H28L29 176V174H30V176L31 177H35L34 176V174L36 175L37 173H38V175H39V173L40 172H37L38 171V169H39V171H40V166H38V165H36V164H34V163H36L38 160V158H40V157H38L37 158V155L39 156V155H42L41 153H42V150L43 149H46L47 151H48V154H49V156L52 158V159H56V152H57V150L56 149H54L52 146H51V140H50V138L52 137V132L50 131V129L51 130H53V126H51V125H46V123L44 124L40 119H39V117L37 118V119H35L36 117H34L33 118V116H32V118L30 117V115H29V117L30 118H26V117H28V115H24V116H20L21 114L20 113H17V112H19V110L16 112L17 114H20L19 116V118L22 120L23 118H26V119H24V121L23 122H25V123H21L22 124V126L25 124V129L23 128V127H21V128H23V129H21V128H19V126H18V130H16L14 127V130L10 127V125H8V122H7V119L5 118V115H7L8 116V114H5V115H3L4 114V110L1 108ZM35 110L37 111V112H35ZM6 111V110H5ZM29 111V112H28ZM31 112H30V114H31ZM5 113H7V112H5ZM38 113V114H37ZM16 114V115H17ZM31 114V115H32ZM15 115V116H16ZM6 116V117H7ZM9 117V116H8ZM7 117V118H8ZM18 116H16V118H17ZM21 117H23V118H21ZM19 118H17L18 120H16V121H19L20 119ZM32 119H33V121H32ZM20 120V121H21ZM29 120V121H28ZM40 120V121H39ZM4 121H6V122H4ZM19 121V122H20ZM38 122V124L36 123V122ZM10 122H11V120H10ZM10 122H9V124H10ZM34 122V123H33ZM41 122V123H40ZM2 123V124H1ZM4 123V124H3ZM6 123H7V125H6ZM12 123V122H11ZM45 126H47V127H49V126H51V128L49 127V131L51 132V134H50V132H48V130H46V129H43V127H44V125ZM20 124V123H19ZM41 124H42V126H41ZM2 125V126H1ZM4 125V126H3ZM37 125H39V127L37 126ZM13 126V125H12ZM27 126V127H26ZM5 127V128H4ZM8 127V128H7ZM11 129H10V128ZM46 127V128H47ZM45 128V127H44ZM10 129V130H9ZM28 129V130H27ZM42 129H43V131H42ZM2 130V131H1ZM16 133H14L13 131ZM41 130V131H40ZM5 131H7L6 133H5ZM19 131H20V133H19ZM22 131V132H21ZM24 131V132H23ZM26 131H27V133H26ZM1 132H3V133H1ZM12 134H11V133ZM10 133V134H9ZM25 135H24V134ZM5 134H7L8 135V137H7V135L5 136ZM27 134V135H26ZM29 134V135H28ZM13 135V136H12ZM17 135V136H16ZM9 136H11L13 139H11V137H9ZM14 136H15V139H14ZM27 136H32L31 137V139H29V137H27ZM6 137V138H5ZM16 137H18V139L16 138ZM20 137H22V138H20ZM27 137V138H26ZM20 138V139H19ZM53 138V137H52ZM5 139V140H4ZM27 139V140H26ZM12 140H14V142L15 141H18V144H14V142L12 141ZM9 141V142H8ZM28 141H29V143H28ZM24 142V143H23ZM31 142V143H30ZM10 143V144H9ZM23 145H22V144ZM33 143H34V145H33ZM6 144V145H5ZM8 144V145H7ZM14 144V145H13ZM20 144V145H19ZM2 146H4L3 148H2ZM7 146V147H6ZM18 146V147H17ZM19 146H21V147H19ZM10 147V148H9ZM12 147V148H11ZM4 148H6V149H4ZM9 150H8V149ZM19 148H20V150H19ZM26 148V149H25ZM215 148H217V147H215ZM219 148V147H218ZM215 149V151H217L218 152V150L219 151H221V149L222 148H219V149ZM205 150V149H204ZM204 150H203V152H202V150H200L199 151V154L201 153H203L204 155H203V157L202 158H205L204 156L205 155H207L208 154V156L210 157V160H209V158H208V160H207V157H206V159H205V161L207 160L208 162H209V164H210V162H216L215 163V165L217 164V165H220L221 167H228V166H226V165H223V164H225L224 162H226V164H233L234 163V161H233V163H232V161H228V160H226L225 159V161L224 162H222V160H221V158L222 159H224L223 157H226V156H224V155H226L225 153H226V151H225V153H224V150H223V154H219V152H218V157H219V159L217 158V156H215V154H217L215 151H214V153L215 154H212L211 155V153L209 152L210 150H208L207 149V152H206V154L204 153ZM214 150V149H213ZM12 151V152H11ZM23 151V152H22ZM31 153H30V152ZM206 151V150H205ZM11 154H10V153ZM35 152V153H34ZM209 152V153H208ZM211 152H212V149H211ZM258 152V151H257ZM259 152H261V151H259ZM255 153V154H253L252 156L251 155H248V156H246V158H244L245 157V155H244V157H243V155H241V154H237L238 156H242V161H244L245 163L241 166V168H245L244 167V165H247L251 170H252V168H251V166L253 167V165H254V167H253V169H256L258 166H257V164L259 165V167L261 168V166H262V164H264L263 162H264V153ZM2 153H3V155H2ZM35 154V156H36V160H35V156H33L34 154ZM60 153V152H59ZM17 156H16V155ZM19 154L21 155V157H22V159H21V157H19ZM23 154V155H22ZM60 154H65V153H63V151L60 153ZM210 154V155H209ZM261 154V155H260ZM9 155V156H8ZM222 155H223V157H222ZM237 155H235L236 157H237ZM256 155V156H255ZM0 156V157H1ZM12 156V157H11ZM31 156V157H30ZM34 158H33V157ZM211 156H215L216 157V160L218 161H215V158L214 157H211ZM228 156H230V154H228ZM228 156L226 157L227 159H229L228 158ZM249 156H251V157H249ZM2 157L0 158V160L2 159ZM19 157V158H18ZM27 157V158H26ZM247 157H249V159L247 158ZM254 157V159H253V165H251L252 163V160H251V158H253ZM256 157V158H255ZM11 158V159H10ZM212 158H214V160L212 159ZM240 158V157H239ZM258 158V159H257ZM13 159H16V160H13ZM18 159H19V163H16V161H18ZM64 158L62 157V156H60V157H57V160L58 161H62ZM211 159L213 160V161H211ZM235 159H238V157L237 158H235ZM241 159H240V161H241ZM244 159V160H243ZM11 160H13L14 161V163H12L13 161H11ZM22 160V161H21ZM26 160V161H25ZM34 160V161H33ZM74 167H76V168H81V171H83V172H86V173H91L92 172V170H91V167L90 166H88V165H86V164H80V163H77L76 161H74V160H72V159H67ZM203 160V165L205 164V161H204V159H202ZM221 160V161H220ZM246 160H251V161H248V162H250L251 164H248L247 162H246ZM3 161V160H2ZM4 161H6L5 159H4ZM9 161H11L10 162V164H12V165H16L15 167L14 166H10L9 165ZM206 161V162H207ZM220 161V162H219ZM214 162H213V164H214ZM223 164H222V163ZM262 162V163H261ZM6 163L8 164V167H9V169H8V167L6 166ZM21 163H22V165H21ZM25 163V165H23ZM37 164H39L38 162H37ZM202 164V163H201ZM212 164V163H211ZM223 166H222V165ZM256 164V165H255ZM0 165L2 166V163H1V161H0ZM18 165H21V166H18ZM27 165V166H26ZM34 166V168L32 167V166ZM36 165V166H35ZM207 165H208V163H207ZM206 165V166H207ZM214 165V166H215ZM216 165V166H217ZM261 165V166H260ZM0 166V167H1ZM205 166V165H204ZM214 166H213V168H214ZM216 166H215V169H216ZM220 166H218V168H220ZM255 166H257V167H255ZM12 167V168H11ZM14 167V168H13ZM17 167H19V168H17ZM28 167V168H27ZM210 167H212V166H210ZM209 167V165H208V168L209 169H213V168H210ZM248 167H246V168H248ZM259 167L257 168V169H259ZM263 167V166H262ZM202 168V167H201ZM208 168H206V167H204L203 169H208ZM217 168V169H218ZM1 168H0V177L2 178V179H4L5 177H2V175L1 174H3V173H1L2 170ZM26 169H27V171H29V172H27L26 171ZM34 169V170H33ZM262 169H264V167L262 168ZM14 170H18V173H17V175H16V172L14 171ZM34 172H33V171ZM4 171V170H3ZM8 171H7V173H8ZM12 171V172H11ZM23 171V172H22ZM32 171V172H31ZM25 172H27V173H25ZM127 172H128V174L130 175V177L129 178H127L128 176L127 175H124V177H126V179L125 178H122L123 176V174L125 173V172H122V173H120V175L121 176H119L117 179H115L116 180V183H117V185H118V183H122V184H119L120 185V188H118L119 187V185H118V187H117V185H115L119 190H121L122 189V187H123V189L121 190V191H123V190H125L126 189V186H131V185H133L135 182H136V180L134 181V179H135V172H132L133 174L131 175V172L130 171H126V174H127ZM5 173V172H4ZM7 173H5V174H7ZM13 173H14V175H13ZM34 173V174H33ZM48 173H50V172H48ZM51 175H49V176H51L50 177V179L52 178V180L54 179L53 178V176H52V173H50ZM4 175V174H3ZM5 176V175H4ZM134 176V177H133ZM7 177V176H6ZM24 177H26V176H24ZM117 177V176H116ZM0 178V181L2 182H4V180H2ZM9 178L10 177H8V178H5V179H7L8 181H9ZM17 178H22V177H17ZM30 177H28V179H29ZM36 178H38V176L36 175ZM115 178V177H114ZM114 178H112V179H114ZM19 179H18V182L19 183H21L20 185H19V183H18V185H19V187H18V190L16 189L17 188V186H16V184H17V180H15V183H14V179H10L13 183H14V185L16 186V188H15V186L12 184V182L11 183H9V184H11V185H13V186H10L9 184H7L6 182H2V183H0V185L1 184H3V185H1V188L3 189L4 188V190H3V192H5L4 193V195L6 196H3V197H5L4 198V200H7L6 198L8 197V198H10L11 199V201L12 200H14L16 197V200H18V198L20 199V200H18V202H16L15 200V202L14 201H12L13 203L12 204H18V206H16V207H19V209L17 208L16 210H17V218H16V216L14 217V218H16V219H18L19 221H18V223H16V220H15V223L16 224H18V226H16V224L14 223V225H13V222H12V226H14V228H12L14 231H11V230H9V232H8V230L7 229H5V227L6 226H4V225H2V226H4V228H2V226L0 225V229L1 230H5L6 232H8V233H10L11 232V234H9V238L8 237H4L5 235L7 236V233H2L3 235H1V237L3 236V238L6 240L7 238L9 239L8 241H9V243H8V241L6 240L5 241V244H6V242L8 243V245L6 246V245H4V247L2 246V243H4L3 241H4V239L2 240L1 238H0V264H33V261H35V260H37V261H35L36 263H34V264H37L38 263V261H39V259H41V257L43 256V254L45 253L46 254V256H48L49 257V262H50V264H52V263H58V264H63L62 262H61V260H58V259H60V253H58V251L60 252V250L62 249V247H63V249H64V245L66 244V247H70L71 245H72V243L69 241V240H67V241H65L66 243H62L63 244V246H62V244H59V248H55V247H52V245H53V242L50 240L49 242H48V245L46 246V247H51V249H49V248H46L45 250H43V247H44V245H46V244H42V243H45L44 241H45V237H43L42 235H41V233H40V229H39V226H38V219L40 218V213H41V210H40V204H39V196H37V194H39L38 192H35V191H38L39 190V188H38V186H37V190L34 188V186L37 184H35V182H36V180L37 179H35V178H31V180L32 179H35V180H33L32 182L35 184L34 186H32L33 184H31V182L30 183H28L27 184V186H29V185H31V186H29V187H27L26 186V184L23 182V180H25V178L23 179H21L22 180V182H23V184H24V186H25V188H24V186L22 185V182L21 181H19ZM27 179V180H28ZM111 179V178H110ZM109 179V181H110V183L111 182H113L112 184H114L115 182V180L114 181H111ZM51 180V181H52ZM120 180V181H119ZM251 181V183H250V181ZM252 180L253 179H248V183H250L249 184V186L251 187L252 186V188H249L248 187V189L250 190V189H254V192L256 191L257 192V194H258V191L259 190H257V189H255L256 188V184L257 183H253L252 182ZM35 181V182H34ZM125 181V182H124ZM28 182V181H27ZM165 182L166 181H164V182H161V184H162V189L161 190H165L166 189V185H165ZM115 183V184H116ZM128 183H129V185H128ZM132 183V184H131ZM157 183V184H156ZM156 183H154V185L155 186H161V184H159L158 182H156ZM252 183H253V185H252ZM131 184V185H130ZM166 184H167V182H166ZM8 185H9V187L10 188H15V190H16V192H14L15 190H13V189H10L9 187H8ZM124 185V186H123ZM153 185V187H155ZM255 185V188L253 187ZM3 186V187H2ZM5 186V187H4ZM21 186H23V187H21ZM114 186V185H113ZM157 186V187H158ZM124 187H125V189H124ZM157 187H155V188H157ZM168 187H171V186H169L168 185ZM167 187V188H168ZM23 188V189H22ZM35 189V191L33 190V189ZM155 188H152L151 187V190H156ZM173 188V187H172ZM172 188H170V189H172ZM21 189V190H20ZM30 189V190H29ZM157 189H159L160 190V187H158ZM158 190V191H159ZM187 190H191V188L190 189H187ZM0 191L2 192V190L0 189ZM157 191V190H156ZM3 192L2 193H0V194H3ZM18 192V193H17ZM21 192V193H20ZM25 194H24V193ZM154 192V191H153ZM251 192H253V191H251ZM255 192V193H256ZM260 192V191H259ZM20 193V194H19ZM24 195H23V194ZM17 194V195H16ZM19 194V195H18ZM254 194V193H253ZM20 195L23 197V199H22V197L20 198ZM30 195V196H29ZM240 195V194H239ZM239 195H237V196H239ZM254 195H256V194H254ZM1 197H2V195H0ZM14 196H15V198H14ZM19 196V197H18ZM37 196V197H36ZM236 196V197H237ZM242 196V195H241ZM240 196V197H241ZM240 197H238L239 198V201L240 202H243V198H245V197H243L242 199V201L240 200ZM35 198V199H34ZM247 198V197H246ZM10 199L8 200V201H10ZM33 199V200H32ZM253 198H250V199H246V200H244L245 202L244 203H241L240 204V207L238 206V208L240 209H242L243 210V214H242V212H240L241 213V221H244V219L245 218H247L246 219V222H241L240 221V219L239 218H237L238 216L237 215H235V217H234V215H232L233 217H231L230 215L232 214V212L234 211L235 213H237L236 212V209H233V207H232V203L230 204L229 203V209H230V211H232L231 212V214L229 213V216L231 217V218H229V219H233V218H237V219H239V223H240V226H239V228H241V230L244 228V229H246V231L244 230L243 231V233H241L240 232V230H239V232L238 233H236V230H238L239 228H238V226H237V228L238 229H236L235 227V224H239V223H236V221L238 222V220H236V221H231L232 223H233V225L232 224H229L228 222L225 224V222H224V225H226V226H224V227H226V228H222L223 230H225V231H227L226 229H227V226H228V230H229V226L231 225V227H230V230L229 231H227V232H231V236H229L228 234V236H226V233H224V234H222L223 233V231L220 229L221 227V225H222V223H223V221H225V220H223V218H221V216L223 217V215L221 214V212H219V213H217L214 209V212L215 213H217V215L219 214L220 215V217H218L216 214V216L218 217V219H217V221H219V222H217L216 221V216H211L210 217V215L208 216V218H210L211 219V224L209 223L210 222V219L208 220V224L209 225H213V224H217V225H220V226H217V229L216 230H212V229H215L214 227L212 228V229H209L210 231L209 232H206L205 230H208L207 228L205 229V227H203V225H205L206 227H207V225L205 224V222L202 224V227L204 228V231L206 232V235H207V233H208V235L207 236H205V233L203 232V228L201 227V225L199 226V228H200V230H202V232H203V235H204V237H206V239H208V241H210L213 245H214V242L216 241V245L218 244V240L220 239V238H215V237H213L212 235H209V233L210 234H215V233H218V236L217 237H220V235L222 236V235H224V236H222V243H220V241H219V245L218 246H215L214 245V247H221L222 246V244H223V241H228L229 242V240L226 238L225 239V237H229V238H231L230 240H232V238H234L233 236H236L237 235V238H238V234H239V236H241L240 238L241 239H245L244 237L246 236H243V238H242V235L245 233V234H248L249 232V237L248 236H246V238H248V239H251L252 240V238H250V234L252 233V236L251 237H257L256 235H260V234H258V233H260L261 231V229H262V226H263V228H264V218L262 219V218H260V216H262V215H264L263 213V211H264V209H263V213H261V211H260V206L259 205H257L258 203H256L255 201H257V200H255V201H251ZM22 200V201H21ZM28 202V204H27V202ZM21 201V202H20ZM25 201V202H24ZM30 201V202H29ZM35 201V202H34ZM38 201V202H37ZM7 202V201H6ZM240 202H237V203H240ZM247 202V203H246ZM252 202V203H251ZM258 202V201H257ZM10 202H8L7 203V205L9 204ZM33 203H34V205H33ZM37 203V204H36ZM237 203H235V204H237ZM12 204L10 205L9 204V206H12ZM16 204V205H17ZM24 204V205H23ZM213 204H215V203H213ZM233 205L234 207L235 206H237V205ZM250 204V205H249ZM252 204V205H251ZM257 205L258 206V208H259V210L258 211H260V216H258L257 214H255L256 212V210H257V206H256V208L254 207V205ZM29 205V206H28ZM31 205V206H30ZM35 205H38L37 207L35 206ZM212 205V204H211ZM217 205V206H216ZM230 205H231V207H230ZM239 205V204H238ZM264 205V204H263ZM14 206V205H13ZM22 206H23V208H22ZM34 206V207H33ZM213 206V205H212ZM211 206V207H212ZM214 206H216V208L218 207H220V205L218 206V204H215ZM221 206H223V205H221ZM251 206H253L252 208H251ZM15 207V206H14ZM227 207V208H228ZM20 208H22V209H20ZM32 208H34L33 210H32ZM206 208H208V207H206ZM212 208H214V207H212ZM215 208V209H216ZM237 208V207H236ZM238 208H237V211H238ZM246 208V209H245ZM247 208H251L252 209V213L253 212H255V213H253L255 216H256V218H258V219H262L261 220V222H263V224L260 222V224H262V226H261V228H259L260 227V225H257L258 223V219H255L254 218V216L252 215V213L250 214V212L251 211H249V210H251V209H248V211H249V214L247 213V212H244L245 210L247 211ZM254 209H256V210H254ZM23 210H25V211H23ZM27 210V211H26ZM32 210V211H31ZM210 210H212L211 208H210ZM210 210H208V212L210 213L211 211ZM212 210V211H213ZM242 210H240V211H242ZM35 211V212H34ZM37 211V212H36ZM40 211V212H39ZM207 211V210H206ZM206 211H204V213L206 212ZM219 211V210H218ZM222 211V210H221ZM21 212V213H20ZM233 212V213H234ZM29 213H31V214H29ZM34 213V214H33ZM135 213H137V212H135ZM213 213V212H212ZM245 213L246 214H248V215H246V216H248V217H245ZM258 213V212H257ZM27 214V215H26ZM138 215H140L139 213H137ZM262 214V215H261ZM16 215V214H15ZM29 215H31V216H29ZM192 216L191 217H195L194 216V213L193 214H191ZM196 215V214H195ZM240 215V214H239ZM253 216V219H252V217L250 218V216ZM23 216V217H22ZM25 216V217H24ZM206 216H207V214H206ZM205 216V217H206ZM225 217H227L228 216V214H225L224 215ZM28 217V218H27ZM29 217H30V219H29ZM32 217V218H31ZM35 217V218H34ZM213 217H214V219H215V221L214 222H212L213 220ZM225 217H224V219H225ZM245 217V218H244ZM263 217V216H262ZM23 218H24V220H23ZM25 218H27V219H25ZM207 217H206V219H208ZM221 220H220V219ZM228 218V217H227ZM226 218V219H227ZM244 218V219H243ZM248 218H250V219H248ZM29 219V220H28ZM33 221H32V220ZM34 219H36V220H34ZM129 219H131L132 220V223H133V225L135 226V227H138V228H140V229H148V231H154V230H156L151 224H148V222H142V221H140V220H137L136 218H132V217H130L129 216V218H128V220ZM206 219H204L205 221H207ZM235 219H233V220H235ZM131 220H129V221H131ZM223 220V221H222ZM249 220H254L255 222H253L254 224L256 223V225H257V227L260 229V230H258V231H260V232H258L257 231V227H256V225H254L252 222H251V224H253L252 225V227L251 228H249L250 226H251V224L250 223H248V221ZM256 220H257V222H256ZM22 221V222H21ZM24 221H26V222H24ZM135 221V222H134ZM228 221V220H227ZM196 221H194V223H195ZM250 222V221H249ZM27 223V224H26ZM140 223V224H139ZM194 223H193V221H192V224L194 225ZM201 223H202V221H201ZM245 225V226H242L243 224ZM246 223H248V224H250L248 227H246ZM23 224H25V225H23ZM135 224H137V225H135ZM142 224V225H141ZM195 224H200V222L198 223H195ZM229 224V225H228ZM242 224V225H241ZM28 225V226H27ZM147 225H149V226H147ZM198 225H197V227H198ZM209 225H208V227H209ZM214 226V225H213ZM233 226H235V227H233ZM26 227V228H25ZM35 227V228H34ZM212 226H210V228H211ZM218 227H220V228H218ZM246 227V228H245ZM257 228L256 229V232L254 233L253 231H251V229L252 230H254V228ZM7 228V227H6ZM19 228V229H18ZM25 228V229H24ZM234 228L236 229L235 230V232L234 233H232L233 232V230H234ZM9 229V228H8ZM24 229V230H23ZM221 231H220V230ZM233 229V230H232ZM250 229V231H248V230ZM0 230V231H1ZM16 230V231H15ZM27 230V231H26ZM263 230V229H262ZM215 231H219L220 232V234H219V232H215ZM2 232V231H1ZM4 232V231H3ZM19 232V233H18ZM31 232V233H30ZM156 232V231H155ZM201 232V233H202ZM213 232H215V233H213ZM263 232V231H262ZM262 232H261V235H262ZM12 233H14L13 235H12ZM236 233V235H233V234H235ZM230 234V233H229ZM255 234V235H254ZM11 235V236H10ZM215 235H217V234H215ZM264 235V234H263ZM262 235V237H263V239H264V236ZM18 236H20V237H18ZM209 236L211 237H213V238H215L216 240H214V241H211L212 239L211 238H209ZM22 237V238H21ZM204 237L202 236V238H203V240H204V244L206 243L207 244V242H206V239H204ZM208 237V238H207ZM262 237H261V239H262ZM12 239V241H11V239ZM14 238V239H13ZM20 238V239H19ZM157 238L158 239H160V240H164L165 238H163L162 236H157ZM236 238V237H235ZM255 238H253V241H255ZM258 238H259V236H258ZM257 238V239H258ZM218 239V240H217ZM262 239V240H263ZM166 240V242L169 244V246H171L172 248H174L175 249V254L177 255V254H180L181 253V251L183 250V248H182V245L180 244V245H178V244H176L174 241L172 242V239H169V238H167V239H165ZM164 240V241H165ZM203 240H202V242H203ZM18 241V242H17ZM24 241V242H23ZM226 241V242H227ZM210 242H208V243H210ZM69 243H71V245L69 244ZM22 244H24V246L22 245ZM26 244V245H25ZM211 244V248L213 247V245ZM255 244V243H254ZM10 245V246H9ZM51 245V246H50ZM208 245V244H207ZM206 245V246H207ZM210 245V244H209ZM208 245V246H209ZM251 245H253V244H251ZM13 246V247H12ZM39 246V247H38ZM43 246V247H42ZM205 246V247H206ZM207 246V247H208ZM6 247V248H5ZM24 247V248H23ZM35 247H37V248H35ZM65 247V248H66ZM263 247H264V240H263ZM11 248V249H10ZM30 248V249H29ZM55 248V251L57 252V254H58V258H57V255H55L54 257L55 258H57V259H55L54 257H53V255L56 253L53 249ZM2 249V250H1ZM7 249H8V251H7ZM14 249H16V250H14ZM47 249L48 250H50V251H48L49 252V254L50 255H47L48 254V252H47ZM57 249V250H56ZM58 249H60V250H58ZM70 249V248H69ZM252 249V248H251ZM11 250L13 251V252H11ZM27 250V251H26ZM34 250V251H33ZM35 250H37L36 252H35ZM253 250V249H252ZM252 250H250L249 249V253H251V254H253L252 252H250V251H252ZM5 251V252H4ZM25 251V252H24ZM52 251H54V252H52ZM5 253V255H4V253ZM15 252V253H14ZM23 252V253H22ZM28 252H29V254H28ZM43 252V253H42ZM51 252H52V254H51ZM180 252V253H179ZM264 252V251H263ZM17 253V254H16ZM26 253V254H25ZM35 253V254H34ZM15 256H14V255ZM32 254V255H31ZM44 254V255H45ZM251 254H248V253H246V255L247 256H250ZM28 255H29V257H28ZM175 255V256H176ZM246 255H245V260H247V261H250L251 259V261H252V263L254 264V262H253V258L255 259L256 257H257V254L255 253V254H253V255H251L252 257L248 260V259H246ZM5 256V257H4ZM39 256V257H38ZM255 256V257H254ZM264 253L262 254V260L264 259ZM33 258V261L32 260H29L30 258ZM39 258V259H38ZM51 258H53L52 259V262L50 261V259ZM247 258H249V257H247ZM257 259V260H256ZM255 259V263L257 264V263H259V264H264V263H260L259 261L260 260H258V257ZM55 260L57 261L58 260V262H55ZM244 260V262H243V264L244 263H247V261H245ZM26 261V262H25ZM30 261H32V262H30ZM257 261V262H256ZM264 261V260H263ZM40 262V261H39ZM262 262V261H261ZM249 263H251V262H249ZM248 263V264H249ZM39 264V263H38Z\"/></svg>", "mask_w": 264, "mask_h": 264}]
</instances>
